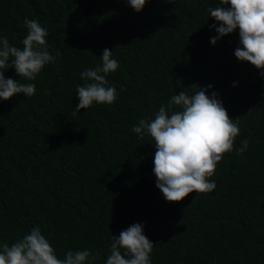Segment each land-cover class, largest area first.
<instances>
[{"label":"trees","instance_id":"16d2710c","mask_svg":"<svg viewBox=\"0 0 264 264\" xmlns=\"http://www.w3.org/2000/svg\"><path fill=\"white\" fill-rule=\"evenodd\" d=\"M217 6L147 0L136 12L126 0H0L10 45L22 49L24 20L34 19L49 33V54L61 53L36 80L4 72L36 92L0 99V245L39 227L58 258L90 250L91 264H106L111 237L141 224L151 264H264V70L235 57L238 29L210 43L220 25L208 9ZM104 49L119 61L106 77L117 98L73 116L80 74L101 64ZM201 89L217 94L240 135L212 192L169 203L155 186L154 141L131 128L171 96Z\"/></svg>","mask_w":264,"mask_h":264},{"label":"clouds","instance_id":"9594fccd","mask_svg":"<svg viewBox=\"0 0 264 264\" xmlns=\"http://www.w3.org/2000/svg\"><path fill=\"white\" fill-rule=\"evenodd\" d=\"M126 3L140 12L147 0H126ZM208 12L220 25H212L217 36L210 43L215 45L218 39L238 29L242 47L236 48L235 57L264 70V0H220V6L209 8ZM24 24L28 32L21 41L22 49L0 36V99L5 101L16 94L32 97L36 92L33 83L22 84L18 79L5 78L7 69L14 68L17 77L33 81L46 64L61 55L59 51L55 56L49 54L46 28L34 19L26 18ZM100 60L101 64L94 69L80 74L84 84L76 87L79 103L72 111L73 116L94 103L111 105L117 98L116 88L109 86L106 77L119 68V61L108 49L103 50ZM260 74L264 76V71ZM205 93L206 89H201L190 96L181 91L159 108L154 119L141 118L131 128L138 138L148 135L154 141L155 186L166 202L179 203L189 194L212 192L216 183L210 178L224 155L233 151L235 139L240 135L238 124L229 118L217 94L213 92L210 98ZM174 106L180 110L172 111ZM247 148L245 138L237 149L238 154ZM153 247V242L143 234V225L134 224L121 231L119 237H111L106 264H151ZM97 258L98 254L90 250H69L63 259L58 258L39 227L11 246L0 245V264H91Z\"/></svg>","mask_w":264,"mask_h":264}]
</instances>
